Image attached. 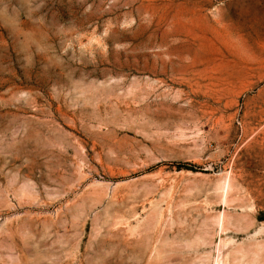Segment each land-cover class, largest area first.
I'll list each match as a JSON object with an SVG mask.
<instances>
[{
  "label": "rangeland",
  "instance_id": "374dc122",
  "mask_svg": "<svg viewBox=\"0 0 264 264\" xmlns=\"http://www.w3.org/2000/svg\"><path fill=\"white\" fill-rule=\"evenodd\" d=\"M0 264H264V0H0Z\"/></svg>",
  "mask_w": 264,
  "mask_h": 264
},
{
  "label": "bare ground",
  "instance_id": "6f19581e",
  "mask_svg": "<svg viewBox=\"0 0 264 264\" xmlns=\"http://www.w3.org/2000/svg\"><path fill=\"white\" fill-rule=\"evenodd\" d=\"M228 186V185H227ZM230 187H232V183H230Z\"/></svg>",
  "mask_w": 264,
  "mask_h": 264
}]
</instances>
